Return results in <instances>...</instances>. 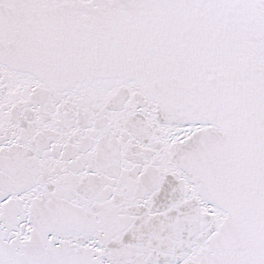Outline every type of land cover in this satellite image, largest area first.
Returning a JSON list of instances; mask_svg holds the SVG:
<instances>
[{
  "label": "snow or ice",
  "instance_id": "snow-or-ice-1",
  "mask_svg": "<svg viewBox=\"0 0 264 264\" xmlns=\"http://www.w3.org/2000/svg\"><path fill=\"white\" fill-rule=\"evenodd\" d=\"M0 264H264V0H0Z\"/></svg>",
  "mask_w": 264,
  "mask_h": 264
}]
</instances>
